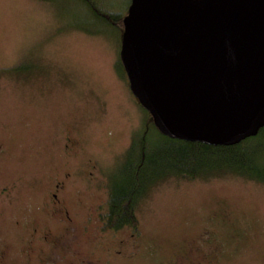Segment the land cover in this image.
I'll list each match as a JSON object with an SVG mask.
<instances>
[{"label": "rangeland", "instance_id": "374dc122", "mask_svg": "<svg viewBox=\"0 0 264 264\" xmlns=\"http://www.w3.org/2000/svg\"><path fill=\"white\" fill-rule=\"evenodd\" d=\"M130 2L0 0V264H264V184L233 175L166 178L137 233L103 227L110 176L165 143L120 67Z\"/></svg>", "mask_w": 264, "mask_h": 264}, {"label": "water", "instance_id": "95a60500", "mask_svg": "<svg viewBox=\"0 0 264 264\" xmlns=\"http://www.w3.org/2000/svg\"><path fill=\"white\" fill-rule=\"evenodd\" d=\"M118 56L163 135L230 145L264 125V0H131Z\"/></svg>", "mask_w": 264, "mask_h": 264}, {"label": "trees", "instance_id": "16d2710c", "mask_svg": "<svg viewBox=\"0 0 264 264\" xmlns=\"http://www.w3.org/2000/svg\"><path fill=\"white\" fill-rule=\"evenodd\" d=\"M163 137L165 143L148 152L141 136L136 162L127 157L124 169L110 176L106 209L102 214L104 228H130L137 233L139 200L152 186L169 177L194 179L233 175L264 184V125L255 135L230 145ZM134 141L132 139L126 154L133 150Z\"/></svg>", "mask_w": 264, "mask_h": 264}, {"label": "flooded vegetation", "instance_id": "af4514ba", "mask_svg": "<svg viewBox=\"0 0 264 264\" xmlns=\"http://www.w3.org/2000/svg\"><path fill=\"white\" fill-rule=\"evenodd\" d=\"M135 101H136V99H135ZM136 103H137V101H136ZM138 104V103H137ZM139 106V105H138ZM140 107V106H139ZM77 144H76V142L75 141H72L71 139H66V141H65V143H64V151L66 152V153H74V152H76V146ZM90 173H92V172H90ZM56 187L57 188H64V184H63V182H58L57 184H56ZM53 195V197H56V194H52ZM54 204H53V210H61L62 209V207H59V201H56V202H53ZM59 204V205H58ZM67 218L68 219H70L69 218V216L67 215ZM35 232H36V229H35ZM44 239H46L47 238V236H44L43 237Z\"/></svg>", "mask_w": 264, "mask_h": 264}]
</instances>
